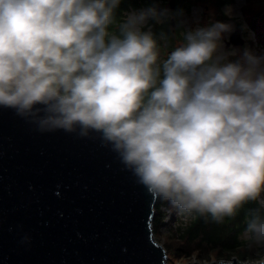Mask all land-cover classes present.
<instances>
[{"label": "clouds", "instance_id": "clouds-1", "mask_svg": "<svg viewBox=\"0 0 264 264\" xmlns=\"http://www.w3.org/2000/svg\"><path fill=\"white\" fill-rule=\"evenodd\" d=\"M121 2L0 0V107L99 133L181 211L221 222L258 201L245 234L264 244V54L225 47L230 5L226 21L189 28L155 4L118 20ZM170 22L182 41L162 59L170 33L154 27Z\"/></svg>", "mask_w": 264, "mask_h": 264}, {"label": "water", "instance_id": "water-1", "mask_svg": "<svg viewBox=\"0 0 264 264\" xmlns=\"http://www.w3.org/2000/svg\"><path fill=\"white\" fill-rule=\"evenodd\" d=\"M240 32L225 47L241 46ZM155 203L99 133L48 129L0 107V264H167Z\"/></svg>", "mask_w": 264, "mask_h": 264}, {"label": "trees", "instance_id": "trees-1", "mask_svg": "<svg viewBox=\"0 0 264 264\" xmlns=\"http://www.w3.org/2000/svg\"><path fill=\"white\" fill-rule=\"evenodd\" d=\"M170 0H122L116 11L117 19H122L129 11L138 10L155 4L159 8H168ZM207 3L209 6L220 10L231 3V0H174L173 12H188L195 3ZM161 30L171 34V50L182 41L180 35L182 28L172 26L171 22L154 27V31ZM170 50L161 48V58H165ZM259 202H249L244 205L234 217H225L221 222H216L210 215H201L196 212L181 211L166 201L156 196L152 230L155 240L160 244L161 227L166 225L168 230L162 237V247L170 261L186 260L194 257L200 261H214L216 259L230 261L237 258L241 262L250 259H261L264 255V247H260L254 254V250L246 248L247 245L240 239L246 229V212L250 207H257ZM168 216V220L164 219ZM187 217L188 220H180ZM235 256V257H234ZM212 259V260H210Z\"/></svg>", "mask_w": 264, "mask_h": 264}, {"label": "rangeland", "instance_id": "rangeland-1", "mask_svg": "<svg viewBox=\"0 0 264 264\" xmlns=\"http://www.w3.org/2000/svg\"><path fill=\"white\" fill-rule=\"evenodd\" d=\"M167 4L169 5V2ZM228 5H230L235 10V23L237 25V29L239 30L241 25L247 26V31L243 33L240 32V39L243 41V44L238 47H243L245 44H247L251 46L257 53L264 54V0H231V3ZM226 6L222 7L220 10H217L215 7L209 6V4L205 2L195 3V6H192L188 12L182 13L180 18L185 21L184 27L189 28L205 26L217 20L226 21L228 19V17L224 14V9ZM252 34H254V36ZM229 38L225 40V43L229 41ZM231 47L233 46L231 45L228 48ZM167 220L168 216L164 219V221ZM180 220L186 222L188 218L183 217ZM167 230L168 227L166 225L162 226L160 229V245H162V237L164 234H166ZM240 239L247 245L246 248L254 250V254L258 252L260 247H264V244L258 245L253 243L245 234V232L242 234ZM263 257L264 255H262L261 259H263ZM261 259L253 258L243 263H257ZM213 260L217 261L214 258ZM214 261H200L197 258L191 257L179 262L176 260L170 261L169 259L167 260V264H210Z\"/></svg>", "mask_w": 264, "mask_h": 264}, {"label": "flooded vegetation", "instance_id": "flooded-vegetation-1", "mask_svg": "<svg viewBox=\"0 0 264 264\" xmlns=\"http://www.w3.org/2000/svg\"><path fill=\"white\" fill-rule=\"evenodd\" d=\"M171 51V34H170V50H169V52Z\"/></svg>", "mask_w": 264, "mask_h": 264}]
</instances>
